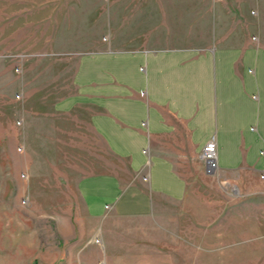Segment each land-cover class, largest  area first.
<instances>
[{
    "label": "rangeland",
    "instance_id": "obj_1",
    "mask_svg": "<svg viewBox=\"0 0 264 264\" xmlns=\"http://www.w3.org/2000/svg\"><path fill=\"white\" fill-rule=\"evenodd\" d=\"M161 24L264 40V0H0V264H264V186L235 191L174 136L171 201L148 150L138 165L100 130L131 135L103 105L134 94L85 64L147 50Z\"/></svg>",
    "mask_w": 264,
    "mask_h": 264
},
{
    "label": "crops",
    "instance_id": "obj_2",
    "mask_svg": "<svg viewBox=\"0 0 264 264\" xmlns=\"http://www.w3.org/2000/svg\"><path fill=\"white\" fill-rule=\"evenodd\" d=\"M153 32L147 50L122 53L100 69L85 64L89 82H108V74L115 75L134 94L103 105L131 135L108 134L103 121L101 132L116 149L122 140L117 151L131 154L138 165L148 150L145 181L171 201H182L184 185L159 146L175 144L174 136L183 150L198 153L206 171L201 152L215 137L222 179L240 191L254 182L264 186V40L235 29L207 41L181 26L161 24Z\"/></svg>",
    "mask_w": 264,
    "mask_h": 264
},
{
    "label": "built area",
    "instance_id": "obj_3",
    "mask_svg": "<svg viewBox=\"0 0 264 264\" xmlns=\"http://www.w3.org/2000/svg\"><path fill=\"white\" fill-rule=\"evenodd\" d=\"M257 96H255L256 98ZM255 130V128L253 129ZM148 151H146L147 153ZM217 152H218V145L215 137H212L206 145L203 147L201 152V156L203 160L207 163V170L216 172L218 169V162H217Z\"/></svg>",
    "mask_w": 264,
    "mask_h": 264
},
{
    "label": "water",
    "instance_id": "obj_4",
    "mask_svg": "<svg viewBox=\"0 0 264 264\" xmlns=\"http://www.w3.org/2000/svg\"><path fill=\"white\" fill-rule=\"evenodd\" d=\"M208 173H211V174H213V173H214V171H212V170H211V171H208ZM234 190H235V191H237V188H236V187H234Z\"/></svg>",
    "mask_w": 264,
    "mask_h": 264
}]
</instances>
